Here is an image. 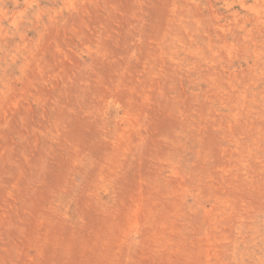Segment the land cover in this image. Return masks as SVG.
<instances>
[{"label":"rangeland","instance_id":"1","mask_svg":"<svg viewBox=\"0 0 264 264\" xmlns=\"http://www.w3.org/2000/svg\"><path fill=\"white\" fill-rule=\"evenodd\" d=\"M0 264H264V0H0Z\"/></svg>","mask_w":264,"mask_h":264}]
</instances>
